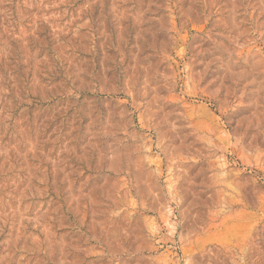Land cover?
Returning <instances> with one entry per match:
<instances>
[{
  "label": "rangeland",
  "instance_id": "1",
  "mask_svg": "<svg viewBox=\"0 0 264 264\" xmlns=\"http://www.w3.org/2000/svg\"><path fill=\"white\" fill-rule=\"evenodd\" d=\"M0 264H264V0H0Z\"/></svg>",
  "mask_w": 264,
  "mask_h": 264
}]
</instances>
